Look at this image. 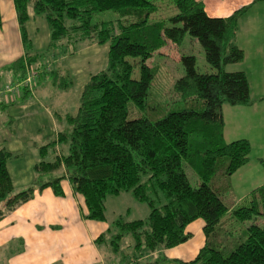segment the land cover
Masks as SVG:
<instances>
[{
    "label": "trees",
    "instance_id": "16d2710c",
    "mask_svg": "<svg viewBox=\"0 0 264 264\" xmlns=\"http://www.w3.org/2000/svg\"><path fill=\"white\" fill-rule=\"evenodd\" d=\"M168 1L177 14L154 21L160 6L150 0H14L27 55L33 49L27 28L31 7L35 15L47 19L50 42L44 52L2 69L0 84L7 76L12 83L1 86L0 92L22 81L28 68L40 78H53L66 91L74 81L58 67L51 68L54 61L92 45L109 44V52L107 68L90 77L77 114L66 118L69 130L38 147L34 185L16 190L9 163L21 156L0 149V222L37 192L51 189L64 197L63 182L68 181L84 199L85 218L109 224L96 242L109 246L120 264L167 261L161 252L186 243L191 238L187 228L198 220L205 223L206 243L193 261L181 264H264V226L252 224L243 231L222 222L227 214L229 225H245L264 216L260 210L264 186L231 210L225 203L232 177L251 160L248 139H224V106L254 104L246 72L227 70L245 60L246 52L236 38L250 6L214 18L200 0ZM106 12L117 18L94 22L97 14ZM187 35L201 44L207 63L217 72L200 74L196 57L183 55L185 75L174 85L182 106L152 120L146 114L155 78L149 61L158 51L180 46ZM128 58L141 59L140 79L133 78ZM134 111L139 116L130 119ZM259 163L264 167V158ZM186 168L198 178V186L192 185ZM124 194L147 205L148 217L109 218L106 199ZM127 238L133 250L129 255L121 249Z\"/></svg>",
    "mask_w": 264,
    "mask_h": 264
},
{
    "label": "crops",
    "instance_id": "0c3cea01",
    "mask_svg": "<svg viewBox=\"0 0 264 264\" xmlns=\"http://www.w3.org/2000/svg\"><path fill=\"white\" fill-rule=\"evenodd\" d=\"M200 1L204 2L205 7H207V1L209 0ZM254 1L211 0V7L222 13L219 17H228L237 10L250 6L247 14L239 22L238 38L241 32H244V29L241 28L242 25L245 26L248 20L245 16L250 14L252 10L256 11L259 8L257 6L261 3L264 4V1L256 4ZM0 11L2 17L0 24L1 72L2 69L20 58H28L30 54L44 52L48 47L47 45H49L51 33L49 29V35H44L42 38L38 36V17L31 7V17L27 28L33 49L27 55L21 37L14 0H0ZM259 12L264 14V7L259 8ZM97 47L92 45L69 58H78L83 54H89L88 52L92 49L96 51H93V54L97 55L99 53ZM263 48L264 43L258 51L264 55ZM69 58L54 61L52 64L49 63L51 68L53 66L58 67L65 76L66 74L70 75L74 84L68 90L63 91L56 84V80L48 76L40 78L36 97L25 98L16 102L13 106L3 104L4 100L0 98V149L6 148L11 153L21 156L9 163L15 188L16 182L21 186L16 190L21 191L34 185L36 177L34 167L39 162L38 147L57 138L60 132L69 130L66 118L77 114L83 88L89 82L93 73L97 74L104 70L90 72L88 77H82L80 74L82 69L72 71L65 66ZM33 67H38V65H33ZM97 67L98 64L95 63V68ZM78 79H80L79 82ZM10 81L9 76L5 77L0 87L6 83H11ZM75 87L81 90L74 93L72 90ZM250 87L252 94L251 82ZM252 99L254 101L252 106L240 107L250 108L248 110H252L251 116L256 114L260 108L262 109L264 105V98L261 99L262 102H256L252 94ZM228 107L224 106V139L227 142H232L235 140L231 141L226 138V129H230L229 126L231 125L226 119ZM236 140H239V138ZM25 154L28 155L24 158ZM27 160H29V163H27ZM16 161H21V164H17ZM31 170L34 173L33 180L30 178ZM254 181L253 185L255 186L250 184L252 188L247 189L246 194H242L238 201L241 202L256 187L259 188L260 184L258 183L260 182L258 180ZM63 187L64 197L55 196L51 189L38 192L31 201L22 205L0 222V264H120V257L115 255L109 246L104 245V248H102V245L96 242L101 235L107 232L109 224L85 218L88 211L83 197L75 193L68 181L63 182ZM131 200L135 204H139L133 198ZM147 213L149 215L150 210ZM204 226L205 223L202 220L191 224L187 228L191 238L180 246L162 251L161 254L166 256L167 261L161 264H181V262L194 260L206 243V236L203 232ZM122 243L124 245L121 248L122 251L126 255L132 253L130 239H124Z\"/></svg>",
    "mask_w": 264,
    "mask_h": 264
},
{
    "label": "rangeland",
    "instance_id": "374dc122",
    "mask_svg": "<svg viewBox=\"0 0 264 264\" xmlns=\"http://www.w3.org/2000/svg\"><path fill=\"white\" fill-rule=\"evenodd\" d=\"M150 1L157 3L160 6L157 13L153 16L154 21L159 18L170 19L177 14V10L173 6L169 5L168 0ZM257 7H264V4L261 3ZM259 8L256 9L257 12L255 10H252L250 14L245 16L248 18V20L246 22V25L243 26V24L241 27L242 29H244V32H241V34L239 35L240 37H238L236 41V43L246 52L245 61L241 65L236 64L227 67V70L230 72H246L248 78L250 79L253 98H255L256 102H262L261 99L264 98V55L258 51V49L262 47V43H264V14L262 12H259ZM206 9L210 17L219 18V15L222 14L219 10L211 7V0L207 1ZM37 17L38 36L42 38L44 35H49V26L47 19L44 16ZM116 18L117 15L113 12L100 13L94 17V22L113 21ZM169 25L172 26L171 24ZM96 46H98L97 49H99V53H97V55L93 54L94 50L92 49L90 50V52H88L89 54H83L78 58H69L65 66H67L72 71H74L75 69H82L80 71L82 77H88L90 72H97L101 69L105 70V68H107L108 66L109 44H106L104 46ZM183 55H193L196 57V68L200 74H215L217 72L207 63L205 52L201 44L188 35L180 46H172L168 50L156 52L153 59L149 61V66L154 69L155 78L149 96L150 108L148 109L146 114L152 120H159L163 118L169 110H174L182 106L180 97L175 93L174 85L176 81H178L185 75L183 64L181 62V57ZM128 60L134 66L133 78L136 80L140 79L141 59L128 58ZM95 63L98 64L97 68H95ZM39 80L40 77H38L37 79V88L40 83ZM79 80L80 79H78V82ZM77 90L80 91L81 89H77L75 87L72 91L74 93H77ZM22 93V98L16 102L22 101L25 98H33L32 93L27 89H24ZM36 96L37 89H34V97ZM0 98L4 100L3 104L8 106H13L16 103L5 102V98L1 95ZM228 106L229 105H226V107ZM248 109L250 108L229 106L226 110V119L231 124L229 126L230 129H226V138L231 141L238 138H248V140L250 139L253 145L251 160L249 164L240 169V171L234 177H232L231 190L230 192H228L225 199V203L230 209L239 205V197L242 194H246L247 189L252 188L250 186L254 184V180H258L260 182L258 183L260 184L259 187L264 186V167L259 163V159L264 158V105L262 106V109L260 108L259 111H257V113L252 116V110ZM138 116V112L134 111V114H131L130 119L137 118ZM254 119H256L255 123L253 122ZM27 155L28 154H25L24 158ZM16 163L21 164V161H16ZM27 163H29V160H27ZM186 170L192 185L195 187L198 186V178L190 169L186 168ZM30 178L32 180L34 179V173L32 170ZM16 188H21V186L17 182ZM129 197L130 196L128 194H124L120 198L108 197L106 199V209L108 217L111 219H115L120 215H124L125 217L128 216V218H126L129 220H133L139 217L146 218L145 216H148V206L145 204H135L131 200L132 198ZM127 209L131 211L129 215L126 214ZM260 210L264 213L263 204H261ZM229 217L230 214H227L222 221L225 222L227 228H240L244 231L246 227L252 224L264 226V216H257L252 222H249L245 225H242V223L229 225ZM101 247L104 248V244ZM117 259H119V257H117Z\"/></svg>",
    "mask_w": 264,
    "mask_h": 264
},
{
    "label": "built area",
    "instance_id": "2783aa9c",
    "mask_svg": "<svg viewBox=\"0 0 264 264\" xmlns=\"http://www.w3.org/2000/svg\"><path fill=\"white\" fill-rule=\"evenodd\" d=\"M38 76V73L34 69L28 68L27 76L23 81L6 86L0 92V95L5 98L7 103H14L20 100L24 89L29 90L32 93V97H34V89H36Z\"/></svg>",
    "mask_w": 264,
    "mask_h": 264
}]
</instances>
